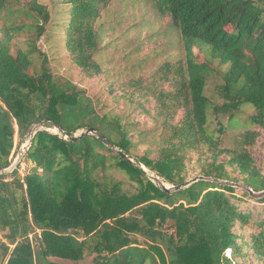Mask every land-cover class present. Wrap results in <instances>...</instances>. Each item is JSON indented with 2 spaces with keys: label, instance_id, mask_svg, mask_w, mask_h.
<instances>
[{
  "label": "trees",
  "instance_id": "trees-1",
  "mask_svg": "<svg viewBox=\"0 0 264 264\" xmlns=\"http://www.w3.org/2000/svg\"><path fill=\"white\" fill-rule=\"evenodd\" d=\"M111 1L59 0L69 6L65 49L86 77L101 72L95 24ZM146 1L178 31L185 59L160 67L173 88L157 96L163 133L155 158L137 161L177 185L189 153L203 147L208 160L201 176L235 182L237 173L245 194H259L264 175L250 153L258 132L245 130L234 146L222 147L215 129L223 130L219 114L229 122L242 105L252 107L254 125H264V0ZM50 20L38 0H0V171L11 165L14 136L24 140L48 120L24 153L26 173L18 165L0 174V264H246L248 251L263 260L264 231L244 238L234 230L251 215L234 203L240 197L233 186L199 180L168 193L94 135L71 141L47 130L57 125L74 134L91 127L131 156L129 127L100 116L83 89L49 71L35 43ZM20 36L32 49L13 45ZM194 47L226 66L220 94L227 102L220 107L205 94L211 67ZM33 52L41 64L31 73ZM179 108L183 115L174 122ZM257 200L264 204V195Z\"/></svg>",
  "mask_w": 264,
  "mask_h": 264
},
{
  "label": "rangeland",
  "instance_id": "rangeland-1",
  "mask_svg": "<svg viewBox=\"0 0 264 264\" xmlns=\"http://www.w3.org/2000/svg\"><path fill=\"white\" fill-rule=\"evenodd\" d=\"M38 1L45 4L51 13L45 34L35 43V47L46 55L49 71L83 89L100 116H104L106 120L116 119L127 125L132 159L146 170L149 178L155 177V173L137 159L142 156L154 159L156 156L158 142L163 133V118H157L156 114L157 96L160 90L173 89L171 82L162 80L163 72L160 67L165 63L174 65L185 59L178 31L169 26L166 18L157 16L146 0H112L101 11L95 24L99 34L96 60L101 72L93 77H86L71 61L64 45L63 34L69 18V6L60 4L59 0ZM13 45L23 51L33 47L25 36L14 39ZM193 52L199 61L206 60L210 63L211 72L205 94L220 107L227 102L220 94L221 75L226 66L220 67L218 59H213L204 49L194 47ZM31 60L30 72H38L41 64L39 53L33 52ZM253 114L249 105L240 106L229 122L228 115L219 114L218 120L223 130L219 132L215 129V136L222 141V147H232L243 131H257L259 135L250 148V153L259 171L264 175V125H254L251 118ZM182 115L183 109L179 108L173 114L174 122L180 120ZM215 121L213 118V126L216 125ZM49 130L55 131V128ZM82 131L84 130L74 134L79 135ZM27 144L28 137L19 140L16 135L14 136V148L10 154L11 165L15 164L20 151ZM23 158L24 155L18 164L21 176L26 173ZM224 158L225 156L221 157L222 160ZM207 160V153L203 147L191 151L185 160L184 181L201 176L200 169ZM231 176L237 178V181L232 183H235L234 195L240 197L237 200L233 199L234 203L239 206L241 212L251 215L249 224L242 226L236 223L234 230L248 238L250 234L264 231V204L258 202L257 199L260 197L258 193L252 195L244 193L247 192V188L242 183L240 175L232 173ZM159 180L162 181L160 178ZM163 183L168 187L174 186L167 182ZM226 254L229 255V252ZM90 259L87 258L86 262ZM243 261H246V264H264V259L253 260L251 251L246 253Z\"/></svg>",
  "mask_w": 264,
  "mask_h": 264
},
{
  "label": "water",
  "instance_id": "water-1",
  "mask_svg": "<svg viewBox=\"0 0 264 264\" xmlns=\"http://www.w3.org/2000/svg\"><path fill=\"white\" fill-rule=\"evenodd\" d=\"M48 122V120H44L40 123H37L35 124L27 133V137H28V144L25 145V147H23V149L20 151L19 155H18V158L15 162L14 165H11L10 167L4 169V170H1L0 171V174H3V173H7V172H11L13 169L16 168V166L19 164V162L21 161L24 153L28 150L29 146H30V143H31V139L32 137L34 136V134L39 131V130H43L45 129L44 126L45 124ZM55 128V131H51L49 129H47L48 131L52 132V133H59L63 138L65 139H69L71 141L73 140H76V139H79L85 135H94L98 140H100L102 143H104L108 148H110L111 150L117 152L122 158H124L125 160L129 161V162H132V163H136L131 156L123 153L121 150H118L115 148V146L110 142L108 141L105 136L100 133L99 131H96L95 129L93 128H87L86 130L82 131L79 135H75V134H72L70 132H67V131H64L62 130L59 126L55 125L54 126ZM141 169L146 173V170L140 165ZM152 179L153 181H155L157 183V185L165 192H174V191H178V190H181V189H184L188 186H190L191 184L199 181V180H208V181H212L214 183H217L219 185H230V186H234L235 184L230 182V181H221L219 179H216V178H206L204 176H196L188 181H184V182H181L177 185H174V186H166L162 181L159 180V178L157 176L153 177V178H150ZM248 191L250 192V194H253V191H251L250 189H248ZM259 196H263L264 195V190L262 192H260L258 194Z\"/></svg>",
  "mask_w": 264,
  "mask_h": 264
},
{
  "label": "built area",
  "instance_id": "built-area-1",
  "mask_svg": "<svg viewBox=\"0 0 264 264\" xmlns=\"http://www.w3.org/2000/svg\"><path fill=\"white\" fill-rule=\"evenodd\" d=\"M2 241H4V239H3V236H2V234H1V232H0V243H1Z\"/></svg>",
  "mask_w": 264,
  "mask_h": 264
}]
</instances>
